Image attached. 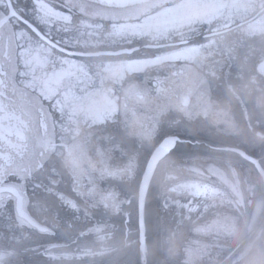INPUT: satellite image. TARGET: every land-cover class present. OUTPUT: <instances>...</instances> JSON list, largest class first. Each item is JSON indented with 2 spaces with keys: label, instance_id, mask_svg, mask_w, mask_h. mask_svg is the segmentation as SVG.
<instances>
[{
  "label": "snow or ice",
  "instance_id": "snow-or-ice-1",
  "mask_svg": "<svg viewBox=\"0 0 264 264\" xmlns=\"http://www.w3.org/2000/svg\"><path fill=\"white\" fill-rule=\"evenodd\" d=\"M262 242L264 0H0V264H246Z\"/></svg>",
  "mask_w": 264,
  "mask_h": 264
},
{
  "label": "flooded vegetation",
  "instance_id": "flooded-vegetation-1",
  "mask_svg": "<svg viewBox=\"0 0 264 264\" xmlns=\"http://www.w3.org/2000/svg\"><path fill=\"white\" fill-rule=\"evenodd\" d=\"M26 2L27 0H20L21 5L25 4ZM215 120H216L215 114H211L209 116V121H208L209 127L202 128L199 125H195L192 128V133L196 136H199L198 138L205 142L213 139L215 137V133L212 130L211 125ZM191 142H192V145H188L190 149L199 150L201 153L203 152V149L199 147V145L196 143L195 140ZM200 157H201V160L195 157L194 159H192L191 162L199 165L200 163H202V160H203V157L202 156ZM191 178H194V177L189 176V178L187 177L185 179H191ZM150 203H151V209H149ZM161 205H162V199L160 198V194H155L153 197L149 198L148 211L150 213V220L154 221L157 215L161 214L160 213ZM126 210L132 213L131 218L129 219L128 223H129V231L134 233L136 229L138 228V224H139L138 208L129 207ZM117 223H119V221H117ZM46 242H47L46 240H41V243H46ZM149 243L151 244V240ZM262 244H264V242H262ZM156 257L162 260L164 258V255L160 252H157ZM246 264H264V251H258L256 247L253 245L249 249Z\"/></svg>",
  "mask_w": 264,
  "mask_h": 264
},
{
  "label": "trees",
  "instance_id": "trees-1",
  "mask_svg": "<svg viewBox=\"0 0 264 264\" xmlns=\"http://www.w3.org/2000/svg\"><path fill=\"white\" fill-rule=\"evenodd\" d=\"M194 135V134H193ZM199 137V136H198ZM187 147V146H186ZM184 152L188 153L192 158L195 157V156H202V153L201 152H189V151H185ZM177 177L181 180L185 179V178H189V174L187 172H183V171H180V172H177L176 173Z\"/></svg>",
  "mask_w": 264,
  "mask_h": 264
},
{
  "label": "rangeland",
  "instance_id": "rangeland-1",
  "mask_svg": "<svg viewBox=\"0 0 264 264\" xmlns=\"http://www.w3.org/2000/svg\"><path fill=\"white\" fill-rule=\"evenodd\" d=\"M184 150H187V148L185 147L184 149H182V151H184ZM149 209H151V203H150Z\"/></svg>",
  "mask_w": 264,
  "mask_h": 264
},
{
  "label": "water",
  "instance_id": "water-1",
  "mask_svg": "<svg viewBox=\"0 0 264 264\" xmlns=\"http://www.w3.org/2000/svg\"><path fill=\"white\" fill-rule=\"evenodd\" d=\"M138 215H139V209H138Z\"/></svg>",
  "mask_w": 264,
  "mask_h": 264
}]
</instances>
